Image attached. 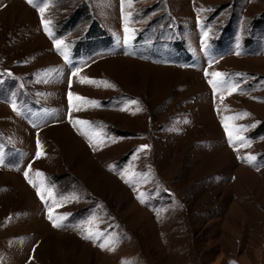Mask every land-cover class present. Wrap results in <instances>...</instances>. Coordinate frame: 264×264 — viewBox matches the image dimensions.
<instances>
[{"label":"rangeland","instance_id":"1","mask_svg":"<svg viewBox=\"0 0 264 264\" xmlns=\"http://www.w3.org/2000/svg\"><path fill=\"white\" fill-rule=\"evenodd\" d=\"M262 127L264 0H0V264H264Z\"/></svg>","mask_w":264,"mask_h":264},{"label":"snow or ice","instance_id":"2","mask_svg":"<svg viewBox=\"0 0 264 264\" xmlns=\"http://www.w3.org/2000/svg\"><path fill=\"white\" fill-rule=\"evenodd\" d=\"M28 2H29V3H32L33 0H28ZM46 7H47V5H45L44 7L40 8L39 10H40L41 12H43V11L45 10ZM61 43H62V42L57 41V42H56V46L59 47ZM212 75H213L214 77L219 78V77H221L223 74H221V73H213ZM87 82H89V83H95V81H87ZM103 83L106 84L107 82H103ZM211 83H213V86H214V87L216 86V81H212ZM109 86H110V85H109ZM233 90H234V89H233ZM70 97H71V94H70ZM77 99H83V98L77 97ZM91 103H95V102H91ZM79 123H86V122L80 121ZM229 135L231 136V133H229ZM38 155H39V153H38ZM252 159H254V158L249 157V160H250V161H251ZM26 175H27V173H26ZM54 226H55V227H59V224H54Z\"/></svg>","mask_w":264,"mask_h":264},{"label":"trees","instance_id":"3","mask_svg":"<svg viewBox=\"0 0 264 264\" xmlns=\"http://www.w3.org/2000/svg\"><path fill=\"white\" fill-rule=\"evenodd\" d=\"M64 31H60V35L63 33ZM109 40H110V38H108ZM108 42V41H107ZM106 45H108V43H105ZM175 46L177 47V48H179V50H182V48L184 47L183 46V44L182 43H180V42H178V43H176L175 44ZM183 46V47H182ZM262 133H264V128L262 127V128H260V129H257L256 131H255V135H260V134H262Z\"/></svg>","mask_w":264,"mask_h":264}]
</instances>
